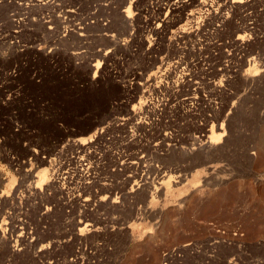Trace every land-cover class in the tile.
<instances>
[{
	"label": "rangeland",
	"instance_id": "obj_1",
	"mask_svg": "<svg viewBox=\"0 0 264 264\" xmlns=\"http://www.w3.org/2000/svg\"><path fill=\"white\" fill-rule=\"evenodd\" d=\"M33 1L0 0V264H264V0ZM162 59L196 85L140 87Z\"/></svg>",
	"mask_w": 264,
	"mask_h": 264
},
{
	"label": "bare ground",
	"instance_id": "obj_2",
	"mask_svg": "<svg viewBox=\"0 0 264 264\" xmlns=\"http://www.w3.org/2000/svg\"><path fill=\"white\" fill-rule=\"evenodd\" d=\"M21 2V5L23 4V6H27L28 4H30L32 2V0H20ZM35 2H39V1H36L34 0ZM33 1V2H34ZM56 1H52L50 3H47V2H39V4H53L55 3ZM237 4H245L246 3V0H237L236 2ZM25 4V5H24ZM35 4V3H33ZM233 4V3H232ZM32 5V4H30ZM200 7L204 6L203 2H201L200 4ZM230 5V4H229ZM227 6V5H226ZM183 7H185L183 5ZM180 8H182V6H177L176 4L174 5V8H172V10H179ZM169 9L171 10V7H169ZM227 9V8H226ZM183 10V9H182ZM77 11H78V8L77 6L71 10V14H73L74 16L77 15ZM12 15V14H11ZM88 15H93V14H88ZM189 16H192V14H189ZM10 17H13V16H10ZM15 17V16H14ZM220 18V17H219ZM222 18V17H221ZM222 20V19H221ZM15 21V20H14ZM97 22H99L101 25L103 26H107V20L105 19H102V20H96ZM168 22V21H167ZM90 23H93L92 21H90ZM156 23V22H155ZM165 26V25H164ZM158 27V26H157ZM169 27V26H168ZM79 29V28H78ZM155 32L157 33V36L160 35V31H158V29L156 28L155 29ZM245 41V37H242L241 38V41H240V44H243ZM239 44V43H238ZM239 49V48H238ZM240 54V53H239ZM161 66H165L164 67V70H163V74L160 76V78L158 80H161L163 81L165 84H160V85H156V82L154 83L155 81V76H150L147 78V80L143 83V84H140L139 86L140 87H147V88H150L153 92L157 93V92H160L159 90L161 89H164L165 91H168L170 89H173L175 87H177L179 84H184L187 86V88H192L194 87V85H196L194 81V77H192L191 74H188V73H182L184 72V68H182V63L181 62H175L173 63L172 65H169V63H166L164 62V60L162 59L161 60ZM179 71V72H178ZM230 71V70H229ZM228 71V72H229ZM177 73L179 74L178 78H176L177 76ZM179 81L181 83H179ZM246 82V81H245ZM155 84V85H154ZM198 85V84H197ZM133 91H137L139 90L138 88H133L131 89ZM193 91L190 93V91ZM189 90V92L186 94L187 98L185 99V102H190V103H194L197 99V95H196V90L195 88ZM210 104V103H209ZM146 105V104H145ZM91 138V136L89 137V139ZM81 141H84V139H82ZM92 141V140H91ZM163 141H166V139H163ZM83 145V144H82ZM89 147V146H88ZM90 148V147H89ZM72 159H74L72 157ZM71 159V160H72ZM80 161H83V160H80ZM79 161V162H80ZM69 162V161H68ZM66 163V162H65ZM69 165V164H68ZM81 166V165H80ZM68 170V169H67ZM70 170V169H69ZM53 176V175H52ZM54 177V176H53ZM45 179H46V170L43 169L42 172H41V175L39 176V182L43 183L45 182ZM55 181V180H54ZM161 185V184H160ZM160 189V188H159ZM84 201V200H83ZM211 228L212 230H214L217 234H219L222 238L220 241H217L215 242V244H217L218 246L224 244V245H230V241L227 239V238H224L225 235V231L224 229H221L219 228V225H211ZM236 234V233H235ZM235 234H233V236H235ZM238 234V233H237ZM224 235V236H223ZM230 238V236H228ZM189 246V245H188ZM187 249V247H185ZM181 249V248H180ZM185 251V250H184ZM187 252V251H185ZM197 252V251H196ZM190 253V252H188ZM187 253V254H188ZM195 253V252H194ZM214 254V253H213ZM186 255V254H185ZM195 255V254H194ZM188 256V255H187ZM191 256V255H190ZM211 256V255H210ZM208 257V258H211V257ZM161 260H160V264H181V262H183L184 260V253H182L180 250H177V248L175 249H170V250H163L161 252ZM192 257V256H191ZM194 257V256H193ZM213 258V257H212ZM189 259V258H188ZM186 261V260H185ZM187 263V262H186ZM202 264V263H201Z\"/></svg>",
	"mask_w": 264,
	"mask_h": 264
}]
</instances>
